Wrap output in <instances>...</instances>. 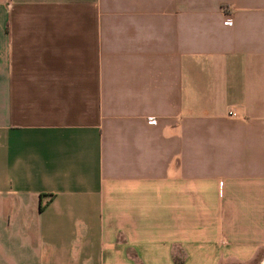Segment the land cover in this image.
Returning <instances> with one entry per match:
<instances>
[{
    "label": "crops",
    "instance_id": "crops-1",
    "mask_svg": "<svg viewBox=\"0 0 264 264\" xmlns=\"http://www.w3.org/2000/svg\"><path fill=\"white\" fill-rule=\"evenodd\" d=\"M263 257L264 0H0V264Z\"/></svg>",
    "mask_w": 264,
    "mask_h": 264
},
{
    "label": "built area",
    "instance_id": "built-area-1",
    "mask_svg": "<svg viewBox=\"0 0 264 264\" xmlns=\"http://www.w3.org/2000/svg\"><path fill=\"white\" fill-rule=\"evenodd\" d=\"M223 23L226 24V25H230L232 23V20L230 18H225ZM230 113L233 114V115L235 114V112H232V111ZM147 121L148 122H155L156 118L155 117H148ZM263 262H264V257H263Z\"/></svg>",
    "mask_w": 264,
    "mask_h": 264
}]
</instances>
